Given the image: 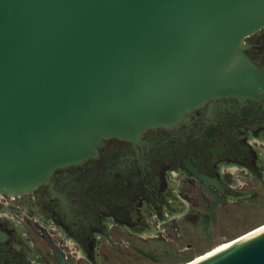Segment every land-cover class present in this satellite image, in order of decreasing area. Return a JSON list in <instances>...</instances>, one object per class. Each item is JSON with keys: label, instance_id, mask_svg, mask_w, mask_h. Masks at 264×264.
Wrapping results in <instances>:
<instances>
[{"label": "water", "instance_id": "1", "mask_svg": "<svg viewBox=\"0 0 264 264\" xmlns=\"http://www.w3.org/2000/svg\"><path fill=\"white\" fill-rule=\"evenodd\" d=\"M263 25L264 0H0V194L31 191L105 137L257 98L264 71L244 38ZM185 264H264V223Z\"/></svg>", "mask_w": 264, "mask_h": 264}, {"label": "flooded vegetation", "instance_id": "2", "mask_svg": "<svg viewBox=\"0 0 264 264\" xmlns=\"http://www.w3.org/2000/svg\"><path fill=\"white\" fill-rule=\"evenodd\" d=\"M244 40L264 71V25ZM262 190L264 91L210 98L174 126L105 137L31 191L0 194V264H159L179 254L165 235L207 236L228 202Z\"/></svg>", "mask_w": 264, "mask_h": 264}, {"label": "rangeland", "instance_id": "3", "mask_svg": "<svg viewBox=\"0 0 264 264\" xmlns=\"http://www.w3.org/2000/svg\"><path fill=\"white\" fill-rule=\"evenodd\" d=\"M230 203L228 202V208L224 207L215 224L210 226L207 236H203L199 230L189 236L185 235V237L175 234L165 235L169 243H172L171 245L174 244V249L179 254L175 256L166 255L159 264H180L186 262L213 248L216 244L237 237L264 223V194L258 193L256 197L241 203H235L233 206ZM201 220L202 223H210L206 215L201 216ZM186 242H191L192 246H185ZM139 244L159 256L163 254V250L154 251L155 248L150 242L146 245L141 241ZM132 255L135 258L136 255Z\"/></svg>", "mask_w": 264, "mask_h": 264}, {"label": "bare ground", "instance_id": "4", "mask_svg": "<svg viewBox=\"0 0 264 264\" xmlns=\"http://www.w3.org/2000/svg\"><path fill=\"white\" fill-rule=\"evenodd\" d=\"M240 235H241V234H240ZM230 240H231V239H230ZM230 240L222 241V242L216 244L213 248L207 250L206 252L204 251V253H202V254H200V255H197L195 258L197 259V258H199V257H202V256L205 255V254L211 253L212 251H215V250H217V249H219V248H221V247L227 245V244L230 242ZM186 262H188V261H186ZM180 264H185V262L180 263Z\"/></svg>", "mask_w": 264, "mask_h": 264}]
</instances>
